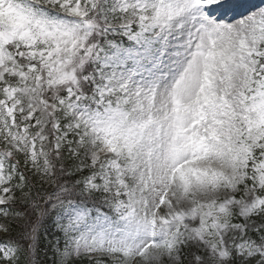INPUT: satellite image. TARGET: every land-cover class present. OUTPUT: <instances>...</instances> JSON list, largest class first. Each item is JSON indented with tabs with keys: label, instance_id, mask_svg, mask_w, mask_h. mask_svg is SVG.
Here are the masks:
<instances>
[{
	"label": "snow or ice",
	"instance_id": "obj_1",
	"mask_svg": "<svg viewBox=\"0 0 264 264\" xmlns=\"http://www.w3.org/2000/svg\"><path fill=\"white\" fill-rule=\"evenodd\" d=\"M0 264H264V0H0Z\"/></svg>",
	"mask_w": 264,
	"mask_h": 264
}]
</instances>
